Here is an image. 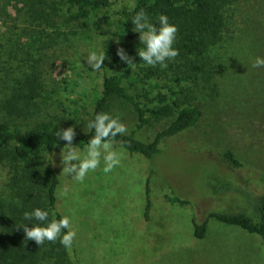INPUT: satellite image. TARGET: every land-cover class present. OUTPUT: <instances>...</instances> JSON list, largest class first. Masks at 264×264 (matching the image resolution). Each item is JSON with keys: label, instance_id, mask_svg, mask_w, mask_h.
Wrapping results in <instances>:
<instances>
[{"label": "rangeland", "instance_id": "1", "mask_svg": "<svg viewBox=\"0 0 264 264\" xmlns=\"http://www.w3.org/2000/svg\"><path fill=\"white\" fill-rule=\"evenodd\" d=\"M253 3L257 10L264 9V3ZM130 4L133 0H112L111 6L93 15L96 22L87 34L78 32L76 22L67 26L60 18L53 25H62L67 33L52 38L37 34L41 37L37 41L22 36V46L17 37L0 32L1 60L7 61L10 52L17 51L16 62L11 63L24 70H45L48 100L34 121L55 117L76 130H87L103 73H113L118 66L124 69L125 63L116 61L117 48L125 45L121 11ZM11 12L15 13L13 7ZM256 18L242 17L228 31L233 39L227 49L231 57L224 61L236 68V79L223 80L217 96L190 91L186 82L176 81L169 71L154 81L150 101L156 102L157 94L170 90L175 91L171 98L182 104L198 95L202 110L196 126L164 139L155 157L114 143V150L121 153L120 165L105 174L101 160L100 167L80 183L61 172L59 153L65 143L54 147L50 158L59 175L55 210L68 216L77 232L76 244L69 249L73 264H264L260 234L210 217L206 235L197 237L192 220L194 211L200 219L206 213L237 212L249 198L253 200L245 191L264 190V99L258 95L264 81L257 77L258 72L264 77V67L252 66L257 57L264 58V48L256 42L264 30ZM225 45L228 41L220 46ZM91 51L106 55L100 71L94 72L84 59ZM64 106L66 112L61 110ZM105 112L119 118L128 131L136 127L137 112L130 102L115 99ZM165 123V119L153 118L138 135L152 139ZM74 146L83 153L86 145ZM227 147L247 162L241 171L218 162L217 156ZM239 180L247 185L244 191L237 190ZM148 187L151 205L147 213Z\"/></svg>", "mask_w": 264, "mask_h": 264}, {"label": "trees", "instance_id": "2", "mask_svg": "<svg viewBox=\"0 0 264 264\" xmlns=\"http://www.w3.org/2000/svg\"><path fill=\"white\" fill-rule=\"evenodd\" d=\"M256 1L259 5L264 3V0ZM62 3L64 6L54 0H0V32H5L11 39L17 37L18 46H22V36L33 37L37 41L41 39L37 34L52 38L67 33L62 25H53L54 19L60 18L67 26L76 22L80 28L78 32L86 33L96 22L93 15L111 6L112 0H61ZM133 4L134 9L121 11L123 27L120 31L125 42L122 47L137 64L128 66L118 57L116 61L118 65H121L120 61L124 62V69L118 66L113 73H103L100 94L88 121L97 113L105 112L115 99L132 103L138 117L136 127L127 130L125 135L117 136L114 143L153 158L160 152L164 139H172L193 129L202 116L198 95L194 101L182 104L171 98L175 91L165 90L156 95V102L150 101V93L157 83L154 81L169 71L176 81L186 82L190 91L200 92L203 97L217 96L222 91L223 80L228 77L233 81L236 79L233 78L236 68L231 66V62L229 65L224 61L231 57L227 49L233 39H230L228 31L232 26L237 27L240 18L246 20L254 15L264 30V9L257 10L253 0H133ZM11 7L15 13L11 12ZM140 10H144L150 22L157 27L158 17L164 14L178 28L174 47L179 50V55L168 62L167 68L146 66L137 55V49L143 45L138 39L139 33L132 30L131 19ZM104 19L108 20V16ZM49 27L53 29L48 31ZM225 41L229 45L220 46ZM256 42L264 48V31ZM220 50H224L223 53ZM17 58V51L10 52L7 61L0 58V264H73L69 249L59 240L55 243L46 241L38 246L35 241L25 240L22 229L17 230L18 225L28 223L24 213L37 207L49 213V222L62 217L55 210L59 175L50 153L56 145L66 143L56 138L54 132L69 127L55 117L33 120L35 115H41L43 103L47 104L48 100L45 70H24L21 65L11 63ZM257 77L264 81L259 72ZM258 95L264 99L262 83ZM61 110L67 111L65 106ZM153 118L165 119L166 123L152 139L139 137V130ZM74 131L77 135L73 143L77 146L86 145L94 134V130L89 133ZM217 157L220 164L233 170L241 171L247 163L228 147ZM238 183V191L247 188L240 180ZM249 190L245 193L252 195L253 200L249 198L246 207L237 212L206 213L205 218L200 219L194 211L192 220L197 237L206 235L209 218L215 217L264 238V193L257 198L264 190ZM147 194L148 213L151 205L149 187ZM174 201L189 203V200ZM32 223L38 222L33 220ZM32 223L29 222L28 226L31 227ZM75 244L76 239L73 246Z\"/></svg>", "mask_w": 264, "mask_h": 264}, {"label": "clouds", "instance_id": "3", "mask_svg": "<svg viewBox=\"0 0 264 264\" xmlns=\"http://www.w3.org/2000/svg\"><path fill=\"white\" fill-rule=\"evenodd\" d=\"M130 10L135 8V4L129 5ZM134 25L133 31L139 33V41L143 47L137 49V55L146 66L167 68L168 62L174 61L179 55V50L174 47L177 39L178 28L169 22L168 17L161 14L158 17L159 27L150 22L144 10L136 12L131 19ZM117 56L128 66L135 67L137 63L129 56L123 47L117 48ZM84 59L91 66L92 70L100 71L106 55L103 52L91 51ZM254 68L264 67V58L257 57L254 61ZM86 133L93 132L87 141L83 153L77 149L73 143L77 133L73 126L62 128L54 132L59 140L66 141L60 150V165L62 173L71 176L76 182L82 183L91 172H95L103 160V172L105 174L113 171L121 163V153L114 150V140L117 136L127 133V127L119 118H114L106 112L97 113L95 118L88 121ZM68 188L63 189V194H67ZM49 213L41 208H34L31 212L24 213V219L28 223L20 224L17 230L22 229L26 241L32 240L38 246L46 241L60 244L66 249H71L77 237L76 230L72 227V221L68 216L60 219L48 221ZM35 220L38 223H32ZM29 222L32 226L29 227Z\"/></svg>", "mask_w": 264, "mask_h": 264}]
</instances>
